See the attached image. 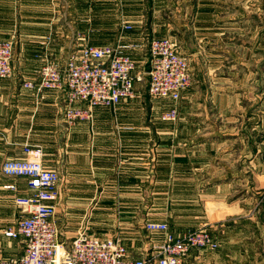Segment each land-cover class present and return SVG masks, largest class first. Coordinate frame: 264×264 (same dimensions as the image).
<instances>
[{"label":"crops","instance_id":"crops-1","mask_svg":"<svg viewBox=\"0 0 264 264\" xmlns=\"http://www.w3.org/2000/svg\"><path fill=\"white\" fill-rule=\"evenodd\" d=\"M80 35L136 46L127 52L144 73L149 41H176L193 79L178 120L164 122L168 106L143 93L70 126L65 92L23 88L46 62L65 66ZM4 40L15 48L0 89V260L24 254V240L2 230L19 220L28 182L2 166L30 145L60 176L63 242L87 225L141 259L163 238L147 222L175 235L207 227L219 248L188 264H264V0H0Z\"/></svg>","mask_w":264,"mask_h":264},{"label":"built area","instance_id":"built-area-1","mask_svg":"<svg viewBox=\"0 0 264 264\" xmlns=\"http://www.w3.org/2000/svg\"><path fill=\"white\" fill-rule=\"evenodd\" d=\"M131 31L133 26L124 25ZM86 41L73 53L65 66L46 62L38 80L24 81L25 89L65 92V119L70 126L92 118L96 108L113 109L142 97L137 85L147 80L148 94L153 100L168 105L164 122L179 118L178 103L183 91L191 87L190 65L176 41L152 39L146 46L149 71L140 72L138 62L127 52L136 46H94ZM15 43L0 41V89L2 81L14 75L12 61ZM146 76L148 79H146ZM79 104H85V109ZM22 159L3 163L6 177L26 178L27 194L15 199L21 216L17 223L2 230L9 239L24 240V254L2 259L0 264H188L193 251H216L219 243L205 227L175 235L167 223L147 222L146 229L163 238L153 246L149 258L134 259L118 239H102L81 227L70 242L60 235L56 203L60 199V176L44 165L37 147L26 145ZM16 190L14 186L7 187Z\"/></svg>","mask_w":264,"mask_h":264},{"label":"rangeland","instance_id":"rangeland-1","mask_svg":"<svg viewBox=\"0 0 264 264\" xmlns=\"http://www.w3.org/2000/svg\"><path fill=\"white\" fill-rule=\"evenodd\" d=\"M146 71H149V69H147ZM146 79H148L147 78V76H146ZM137 90L140 92V94L141 95H143V93H147L148 94V84H147V80H144L141 84H138L137 85ZM149 95V94H148ZM144 100H145V104L146 105H149L150 104V102H149V98L147 97H145L144 96ZM168 106V105H167ZM59 226V225H58ZM67 230V229H66ZM79 230V229H78ZM78 230L76 231V233H75V235L73 234L72 236H69L70 238H69V241H71V239H73V237H75L76 235H77V232H78ZM61 239H62V237H61ZM63 240V239H62Z\"/></svg>","mask_w":264,"mask_h":264}]
</instances>
